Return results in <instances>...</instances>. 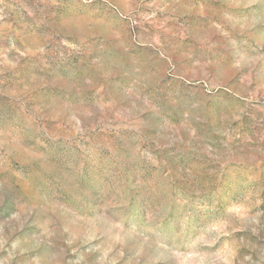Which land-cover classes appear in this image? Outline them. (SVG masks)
Listing matches in <instances>:
<instances>
[{"label": "rangeland", "instance_id": "374dc122", "mask_svg": "<svg viewBox=\"0 0 264 264\" xmlns=\"http://www.w3.org/2000/svg\"><path fill=\"white\" fill-rule=\"evenodd\" d=\"M0 264H264V0H0Z\"/></svg>", "mask_w": 264, "mask_h": 264}]
</instances>
